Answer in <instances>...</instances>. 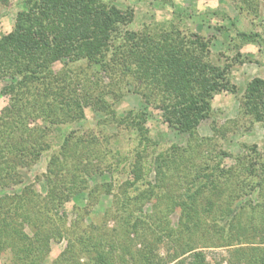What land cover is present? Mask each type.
I'll return each mask as SVG.
<instances>
[{"label": "trees", "instance_id": "trees-1", "mask_svg": "<svg viewBox=\"0 0 264 264\" xmlns=\"http://www.w3.org/2000/svg\"><path fill=\"white\" fill-rule=\"evenodd\" d=\"M132 19L131 9L122 10L102 0H34L26 11L16 14L12 29L0 37V80L9 79L0 92V96L8 97L7 105L0 109V187L21 185L17 192L0 195V253L10 250L13 256L20 254L17 257H22L25 264H44L40 254L44 255L47 242L63 235L59 227L63 219L58 214L63 204L77 192L91 193L97 189L95 185L90 186L88 177L95 172L96 165L90 156H95L99 139L94 133L80 129L63 132L62 125L83 120L84 108L91 105L110 122L129 123L142 135L147 132L146 112L129 110L125 117L115 114L104 94L110 93L113 99L117 92L110 87L86 85L85 73L80 76L82 68L72 67L80 63L87 66L99 63L113 77L117 72L124 77L130 74L132 81L126 77V81L123 78L116 83L124 81L131 86L144 104L161 111L163 121L170 127L190 136L185 149L171 145L154 156L151 166L154 184L148 183V193L134 197L138 210H141L139 201L154 194L167 198L166 214L172 213L175 206L181 207L176 225L167 228L168 241L180 250L191 251L196 246L189 244L191 238L222 240L232 231L247 234V224L237 220L245 208L242 206L237 211L232 202L236 196L250 193L261 185L260 180L253 178L255 161L237 159L238 167L223 168L219 161L186 163L184 159L192 151L190 143L196 138L198 124L208 116L213 92L229 87L225 69L203 61V54L197 49L183 47L179 41L174 43L173 36L166 33L159 41L162 44H150V38L138 37L137 42L127 45V40H133L135 34L124 31L123 41L116 43L113 33ZM109 33L113 35L111 39ZM238 36L243 42H254L257 34L239 31ZM58 62L62 68L56 70L54 65ZM81 84L85 89H81ZM245 93L246 111L263 119L264 80L255 77L247 82ZM55 130L58 131L57 148H53L52 141ZM49 150L42 174L46 192L42 195L35 191L33 184H23L20 172L31 168ZM221 154L228 156L225 151ZM176 160L182 163L176 169L181 174L175 185L182 192L171 195L172 176H167V172ZM132 170L133 180L125 183L124 195L138 179L139 164ZM231 185L235 193L230 191L224 198ZM175 198L177 203L173 204ZM115 205L120 208L125 202L116 201ZM207 218L211 219L209 225L203 223ZM46 222L58 223L59 228L49 226L40 231ZM142 224L137 216L131 231L136 232L135 228ZM91 240L92 237L83 240L82 246L88 256L92 253L89 260L93 264H118L114 242ZM72 248L69 241L61 254L62 264H84L73 258ZM144 248L143 263L159 264L149 249ZM194 256L199 264L203 263L201 254ZM257 261L264 264V256Z\"/></svg>", "mask_w": 264, "mask_h": 264}, {"label": "rangeland", "instance_id": "rangeland-1", "mask_svg": "<svg viewBox=\"0 0 264 264\" xmlns=\"http://www.w3.org/2000/svg\"><path fill=\"white\" fill-rule=\"evenodd\" d=\"M102 1L133 12V19L118 26V30L113 33L116 43L121 44L124 31L135 34L133 40H127V45L137 42L138 37L147 40L150 38V44L161 43L159 41L166 33L173 36L174 43L179 41L183 47L197 49V52L203 54V61L225 69L229 87L213 92L208 116L198 124L196 138L190 143L192 151L184 159L186 163L219 161L223 168L238 167L237 159L242 162L255 161L253 178L260 180L261 185L255 186L250 193L236 196L232 202V207H236L237 211L242 210V206L245 208L237 220L247 224L246 235L232 231L222 240H213L214 237L211 236L205 240L191 238L189 244L196 245L195 248L191 251L180 250L165 235L168 226L176 225L181 207L175 206L172 213L166 214L167 198L162 199L156 194L139 201V209L142 211L135 204L141 193H148V183L152 186L154 184L155 174L151 170L154 156L171 145L185 149L190 136L170 127L163 121L161 111L144 104L141 97L132 92L131 86L124 81L116 83L126 77L132 81L130 74L124 77L117 72L113 77V74L102 70L99 63L88 66L85 63L78 66L73 64L74 69L82 68L80 76L85 73L88 78L85 79L86 85L94 84L91 88L110 87L117 92L114 100L110 93L104 94V98L112 103L115 114L125 117L129 110H144V127L147 132L142 135L129 123L110 122L104 118L103 112L91 105L84 108L83 120L61 126L63 132L80 129L84 133H94L99 139L95 156H90L96 165L95 172L88 177L90 186L95 185L97 189L91 193L77 192L63 204L58 213L63 219L62 224L59 223L63 235L50 238L44 248V255L40 254L41 263L62 264L61 254L71 241L73 258L84 264H93L89 260L92 253L88 256L82 246L83 240L87 241L88 237H92L91 241L116 244L118 264H144L143 247L149 249L159 264H199L194 256L196 253L202 255V264H259L257 260L264 256V118L259 120L246 111L248 98L245 86L255 77L264 80V0ZM33 2L34 0H0V37L12 29L16 14L26 11ZM239 31L256 33V40L243 42L238 36ZM109 34L111 39L112 33ZM199 45L201 49L198 48ZM61 68V62L54 65L56 70ZM116 70L114 68V72ZM7 81L9 79L0 80V92ZM81 89H85L84 84H81ZM7 101L6 95L0 96V109L7 105ZM258 109L260 110V105ZM53 135V148H57L58 131L55 130ZM222 151L228 156H222ZM49 152L51 150L44 152L31 168L20 172L23 184H33L35 191L42 195L46 192L42 174L46 170ZM139 157L140 162H137ZM137 164L140 166L138 179L133 181L134 184L124 195V185L133 180L132 168ZM180 164L176 160L172 170L167 172V176H172L169 186L172 187L169 189L171 195L182 192L175 185L181 174L176 171ZM20 187L21 185L0 187V195L17 192ZM234 189L231 185L223 197L226 198L230 191L235 193ZM116 201L121 204L125 202V206L117 208ZM173 201V204L177 203L176 198ZM129 214L132 217L129 218ZM137 216L144 224L138 225L136 232H132L131 227ZM168 219L170 222L167 224ZM203 223L209 225L211 219L207 218ZM49 226L58 227V223L50 225L46 222L40 231ZM213 243L215 246H209ZM17 255L20 254L13 256L10 250L3 251L0 253V264H25L22 257L18 258Z\"/></svg>", "mask_w": 264, "mask_h": 264}]
</instances>
